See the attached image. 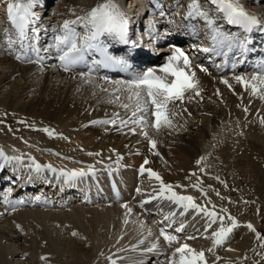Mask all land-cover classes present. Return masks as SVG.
I'll return each mask as SVG.
<instances>
[{
	"label": "bare ground",
	"instance_id": "6f19581e",
	"mask_svg": "<svg viewBox=\"0 0 264 264\" xmlns=\"http://www.w3.org/2000/svg\"><path fill=\"white\" fill-rule=\"evenodd\" d=\"M142 1L117 0V3L127 18L128 9L132 5L128 6V3L134 2V8L130 9V13L135 19L131 21L140 22L148 16L147 11L144 12L143 18L133 15H137L134 14L135 8L138 7L139 12L143 10ZM148 1L150 2L148 8L155 10L151 0ZM246 1L241 0V3L247 9L248 1L255 2L261 8L255 11L259 19H263L264 0ZM48 2L50 0H36L33 9L37 17L34 27L38 30V46L41 48L40 55L43 59L40 63H27L15 58L17 54L24 52L34 57L26 44L23 48L19 43L12 49L8 48L5 31L15 38V30L6 14V0H0L3 13L0 14V106L12 115L24 118L27 123L23 126L28 127L24 129L21 125L17 130L19 136L17 139L26 142L22 148L23 153L3 151L8 156L22 157L23 154H27L28 157H22L20 167L31 164L29 157H33L37 163L51 164L57 170V174L54 175V172L51 176H47L45 170L40 173L34 172L35 177L23 188L25 192L20 188L14 191L7 190L5 194L10 195L9 199L13 202L18 201L17 194L25 195L24 201L27 204L25 206L16 204L15 211L11 205L4 202L5 196H1L3 193L1 192L0 239L4 237L2 232L17 236L23 234L19 231L21 229L27 248L22 252L14 251L10 246L7 247L5 244L3 246L0 240V264H14L15 259L18 260V256L23 253H27L26 261L29 264H45L40 259L42 257L40 253L46 250L52 253L47 264H111L108 257L115 260L116 264H168L169 257L179 244L174 242L169 246L163 237L159 236V229L165 225L161 223L162 216L155 214L158 211L155 207H151L150 203H145L143 208L140 207L141 202L149 197L147 194L151 189V182H154L156 188H159V182L154 178L150 179L145 172L139 186L141 194H133L135 169L143 165L145 159H148L149 163L144 167L159 173L165 183L184 186L174 188L179 194L191 195L197 204L209 208L211 205L207 204V199H210L212 204L214 202L220 205L229 204V213L241 211L240 218L230 213L238 222L258 225L260 223L258 216L260 214L264 216V124L260 122L264 119V99L258 95H251L243 84L233 79L234 75L250 74L213 76L197 72L196 76L202 89L200 96L190 93L193 99L191 102L186 99L180 105L178 111L183 109L187 111H183L181 116L173 120L174 127H165L159 132L151 127L146 129L149 136L157 141L156 148L150 150L151 146L139 126H135L136 131L133 133L130 130L133 125H120V119H127L131 112L121 108L119 102H113L112 92L116 87L114 83L93 76L91 82H86L80 77V72L61 70L55 61L58 54L54 50L44 51L53 42V36L64 20L85 15L101 0H66L65 5L56 7L54 11H49ZM145 4L147 7V2ZM64 7L66 8L61 9ZM172 7L173 4H168V11H172ZM150 19L152 18H147ZM221 79H228L232 87L221 83ZM117 80L122 79L108 81ZM217 90L219 95L216 94ZM124 95L126 94H121L122 100ZM245 107L248 108L247 112L244 111ZM114 113L119 114L116 117V124L91 123L111 120ZM43 126L46 127L42 129H50L54 135L49 136L46 132H41L42 130L38 132L29 129ZM15 129L12 132L16 131ZM89 152L100 155L89 156ZM156 152L159 155H155ZM40 154L45 160H40L42 158ZM118 156L121 159L117 164ZM201 157H206L201 164H209L216 176L226 183H238L239 189L245 191V194H238L232 198L230 193L221 190L222 187H218L220 189L218 190L217 184L200 179L201 187L207 192V198L192 188L190 185L195 184L199 178L196 172L201 164L197 165L196 161ZM6 164V162L0 164L3 165L0 166L2 167L0 187L5 183L7 186L9 184L6 178L2 177ZM115 164L130 174L129 184L125 188L129 195L124 199L104 201L96 196L87 203L89 198H82V202L79 196H73L74 198L69 201L62 196L55 200L49 196L52 193L49 190L50 185L55 176L59 177L61 169L89 171L88 166L92 165L95 174L89 173V177L100 180V174ZM75 180L80 184L83 182V179ZM46 183H49V186L44 188L43 194L48 196V200H39L36 204L37 199L32 197L33 192L37 193ZM212 190L214 195L211 194ZM217 191L221 197L226 196L225 200L218 199ZM133 196L134 199H130ZM65 201L67 203H64ZM232 202L235 203L233 207ZM123 204L132 209L131 214L126 216ZM259 204L263 206L259 207ZM201 220H205L203 215ZM13 223L20 225V229L16 227L14 229L11 226ZM242 223L233 230L222 249H217V255L208 258L209 264H212L216 256L221 257L217 264H239L240 257L249 255V245L256 241V237L255 233ZM185 225L183 232H175L179 224L173 225L167 231L177 235L180 243L187 242L197 250L211 246V240L201 236L205 223ZM216 227L217 225L213 226ZM73 230L78 231L80 237H72ZM149 230L152 235H148ZM210 232L211 230L209 235ZM190 235H196L198 238L186 240L185 238ZM157 238H159L157 250L143 251L151 247ZM140 240L144 243L140 244ZM133 246H137L135 250ZM228 248L234 251H227Z\"/></svg>",
	"mask_w": 264,
	"mask_h": 264
},
{
	"label": "snow or ice",
	"instance_id": "6c2138e0",
	"mask_svg": "<svg viewBox=\"0 0 264 264\" xmlns=\"http://www.w3.org/2000/svg\"><path fill=\"white\" fill-rule=\"evenodd\" d=\"M151 3L156 9L160 10V15L164 16L162 0H151ZM204 4L213 6L212 9L204 7ZM36 6V0H6V14L9 22L15 30V38L9 36L8 31H5V37H7V45L9 49H12L17 43L23 48L25 44L27 49L30 50L33 56L24 52L17 54L16 59L27 63H40L43 59L41 57V48L38 46V30L34 27L36 22V14L33 11ZM179 6V5H178ZM212 12L220 14V17L227 22L228 25H235L242 29L244 33H251L255 28L261 25L260 19L249 13L241 0H190L187 5V12L184 17L185 20H202L210 34V46L203 47L200 50L206 53H214L216 55L227 56L229 53L238 51L241 55L246 54L249 51L248 44L249 38L247 35L236 36L229 32H225L218 24L216 17L212 15ZM73 15H75L73 11ZM128 24L129 21L126 18L124 12L121 10L117 0H101L94 7H92L83 16H76L72 20H64L53 36V42L44 51L49 49L54 50L58 55L59 67L65 72H74L78 67H86L87 71H81L80 77L85 79L86 82H91L92 74L98 68H118L127 70L130 65L128 60L124 56L115 55L109 51L112 46L109 42L111 38L117 42L128 44ZM81 29L78 31L77 29ZM191 29L196 31V25L192 24ZM31 33V35H30ZM173 51L166 58V62L157 68H149L142 73L133 74L130 79L108 81L105 77V82L114 83L116 87L113 89L112 95L114 96L113 102H119L120 107L131 115L127 119H120L121 126L133 125L130 130L134 133L136 131L135 126H139L142 130V134L145 139L148 140L151 148L155 149L157 141L152 139L148 131V127H151L155 131L159 132L162 128L174 127L173 120L181 116L183 111H178L180 105L187 99L189 102L193 99V95L200 96L202 89L199 86V80L197 79L196 72L193 70V61L188 54L180 47L173 45ZM92 57L91 63L88 62V57ZM98 56L99 59L95 57ZM200 71L207 72V69L203 66L197 65ZM219 67V65H218ZM257 71H254L250 76L247 75H234L233 79L245 86L246 90L250 91L251 95H258L261 99H264V60L257 65ZM221 83L232 87L229 84L228 79H221ZM107 91V89H103ZM121 94L124 95V99H121ZM219 95V90H217ZM127 101V102H125ZM179 102V104L177 103ZM244 111L247 112L248 108L245 107ZM119 114L114 113L113 119L92 121V124H116V117ZM264 124V119L260 121ZM49 136L54 135V132L50 129H43ZM67 139L66 137H64ZM159 155L158 152L154 153ZM89 156H99L100 153H88ZM32 161L30 168L36 173H40L45 169L50 171H57L51 164L41 165L35 161L33 157H29ZM121 158L117 157V164ZM206 157H201L196 161L197 165H200ZM0 160L6 163H12L16 161L22 163V157L20 156H8L0 148ZM99 163V161H98ZM149 163L148 159L144 160V164L141 165L139 172L141 174L147 172L149 178H154L159 182V188H153L151 193H148L149 199L141 202L140 207L143 208L145 203H150L151 200H158L161 203L168 201L170 204L177 206L181 209L179 211L180 216H184L189 210H193L196 214H202L205 218L204 232L201 236L205 239L211 240V246L207 249L197 250L191 247L187 242L180 243L177 235L170 234L167 229L172 227L174 218L177 212L172 211L164 214L162 224L165 226L159 229V236L163 237V240L171 246L174 242L179 246L174 249L171 256L168 259V264H209L205 253L215 255L216 249L225 245L230 238L234 229L240 226L236 217L232 216L227 208L221 207L217 211V206L212 204L210 199H207V204L211 205V208L206 205L197 204L195 198L191 195H182L174 190V188H183L182 185H172L165 183L162 177L151 168H145L144 165ZM3 166V165H0ZM89 171L84 169H73L65 171L60 170V175L65 178L66 181L83 178L89 173L94 175V166H88ZM204 171L203 168L200 169ZM195 175V173H192ZM219 180V177H216ZM223 183V181H221ZM202 182L197 179L195 184L190 185L192 188L201 192V194L207 198V192L201 187ZM210 187V186H209ZM138 194H141L140 188L136 189ZM217 196L219 192L217 191ZM39 199V198H37ZM223 199V197H222ZM4 202L12 206V210L15 211L16 204H22L23 201H9L4 198ZM247 203V201H245ZM126 209V216L132 213V209L127 204L122 205ZM163 212V209H161ZM127 223V220L125 221ZM217 225L216 228H213ZM17 225V228H20ZM186 225L181 222L179 227L175 228L176 233L183 232ZM246 227L255 233L257 240L260 241L259 247L264 248V235L257 232L256 228L251 222L246 224ZM209 230H211L210 235ZM199 232V230H197ZM73 237H80L78 231L73 230L71 232ZM148 235H152L149 230ZM83 239V237H81ZM198 237L196 235L187 236L186 240H195ZM140 244L144 241L140 240ZM137 246H133L135 250ZM159 247V238L152 243L151 247L144 249L143 251L152 252ZM227 251H234V249L228 248ZM255 251V249H253ZM261 255L260 253H257ZM103 255V253H101ZM247 258L246 256L244 257ZM47 264L48 257L42 256L40 258ZM111 264H116V261L111 257H108ZM221 257L216 256V259L212 261V264H217ZM259 264V262H257Z\"/></svg>",
	"mask_w": 264,
	"mask_h": 264
},
{
	"label": "rangeland",
	"instance_id": "374dc122",
	"mask_svg": "<svg viewBox=\"0 0 264 264\" xmlns=\"http://www.w3.org/2000/svg\"><path fill=\"white\" fill-rule=\"evenodd\" d=\"M168 1L169 2H175L176 0H168ZM64 2L66 3V0H50V2H48V6L47 7H49V11H54L56 9V7L59 8L62 5H65ZM177 2L179 4V6L177 8H180V6L185 5L184 0H181V1L177 0ZM248 2H249V6H251V8H253L255 10L258 9V8L261 9L260 7L257 6V4H255V2L254 3L250 2V1H248ZM80 4H82V3H80ZM65 8L66 7L61 8V9H65ZM1 12H2V8L0 7V14L2 15L3 13H1ZM26 123L27 122L24 121V118H21V117H19L17 115H12L11 112L6 111L4 107L0 106V148H2L3 150H5L7 152H20V153L22 152L23 153L24 150L22 148L25 147L24 145H26L25 144L26 142H24V141L22 142L20 139L19 140L17 139V138H19V136L17 135V130H19V127L21 125H22L21 127H23L24 129L28 128L27 126H23V124H26ZM14 127H16V129ZM44 127H46V126L35 127V128L32 127V128H29V129L34 130V131H38V132H40V130H42L41 132H43L42 128H44ZM13 129H15L16 131L12 132ZM50 139L52 140L53 137H50ZM14 149H20V151H15ZM40 156H42V158H40V160H42V161L45 160L43 155L40 154ZM50 156L52 157V155H50ZM201 168H203L204 171H201L200 170ZM196 173L198 174V177H199V179L201 181L208 180V181H211L213 184H217L218 185L217 188L218 187H222L221 190H224L225 192L230 193L232 198H235L238 194H241V195L245 194V191H243L242 189H239L238 183H236V184H234L232 182H230V183L227 182L226 183V181H224L220 177H219V180H217L216 177H218V176H216V174L212 170V167L209 166V164H207V165L201 164L200 168L198 169V171ZM221 181H223V183H221ZM218 190H220V189L218 188ZM213 192H214V190L211 191L212 195H214ZM247 193H249V192L247 191ZM216 195H215V197H216ZM225 197H223V199H222L221 194H220L218 196V199L219 200H225ZM231 200H233V199H231ZM254 202H251V203H254ZM214 204L216 206H218L219 209L221 207H224V208H227V209L230 207L229 204H224V203H221V205H220V204H217V202H214ZM234 205H235V203L232 202L231 207H233ZM262 206H263L262 204H259V207H262ZM249 209L251 210V208H249ZM228 211H229V209H228ZM230 213H234V214H236L235 216L240 218L241 211H233V212H230ZM257 213H259V211ZM250 214H252V211H251ZM262 217L264 218L263 214H260L258 216V220H259L260 223H258V225H253V226L257 229V231L260 230L259 233L264 235V219ZM239 223H242V222H239ZM242 224L246 225L247 223H242ZM11 226L14 229L16 227V229H17V225H15V223H13ZM19 231L24 234V232H22L21 229ZM7 233L6 232H2L1 233L2 235H4V237L2 239H0L1 243L3 244V246L5 244V246H7V247L10 246V249L12 248V249H14V251L18 250L19 252H22L23 250H25V248H27V246L25 245V240L23 239L24 238L23 234H19V235L16 236L15 234H11L9 232H7ZM57 235H59V233ZM255 237H256V235H255ZM255 240L256 241L252 242L249 245L250 246L249 250H248L249 251V255H246L247 258L245 259L244 258L245 256L243 258L240 257L241 262H239V264H257V262H259V264H264V248L259 247L260 241L257 240V237L255 238ZM80 242H82V241L80 240ZM217 249L221 250L222 247H219ZM217 249H216V252H217ZM253 249H255V251ZM257 253H260L261 255H258ZM19 254H21V253H19ZM40 254H41V256L52 257V253L49 250L41 251ZM26 255H27V253L26 254H24V253L21 254L20 256H18L19 257L18 260H16V259H15V261L13 260L15 262V263L14 262L13 263L14 264H29L26 261V259L28 257V255L27 256ZM205 255H206L207 259L210 258L211 256L214 257L213 254H208V255L205 254ZM215 255H217V254H215Z\"/></svg>",
	"mask_w": 264,
	"mask_h": 264
}]
</instances>
